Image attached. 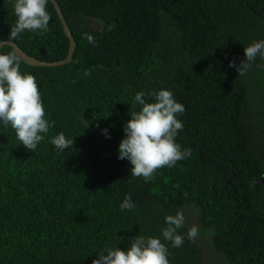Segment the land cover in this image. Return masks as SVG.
<instances>
[{
	"label": "trees",
	"instance_id": "trees-1",
	"mask_svg": "<svg viewBox=\"0 0 264 264\" xmlns=\"http://www.w3.org/2000/svg\"><path fill=\"white\" fill-rule=\"evenodd\" d=\"M56 1L75 52L54 68L18 59L55 123L34 152L0 127V264H92L139 235L160 238L169 264H264V60L243 76L229 66L264 39V0ZM13 4L0 0V43L63 61L69 40L50 1L49 30L15 39ZM161 89L184 106L175 142L191 155L148 180L132 177L117 158L123 126L139 110L136 93L151 103L147 93ZM59 133L74 139L63 152L51 144ZM126 196L136 207L121 211ZM178 214L176 248L161 230ZM192 226L211 254L189 237Z\"/></svg>",
	"mask_w": 264,
	"mask_h": 264
},
{
	"label": "clouds",
	"instance_id": "clouds-1",
	"mask_svg": "<svg viewBox=\"0 0 264 264\" xmlns=\"http://www.w3.org/2000/svg\"><path fill=\"white\" fill-rule=\"evenodd\" d=\"M48 0H14L13 10L16 16L10 36L15 39L25 31L43 34L49 30L51 19L47 11ZM89 44H94L92 35L85 34ZM257 57L264 60V39L253 41L244 47V59L235 67L239 76L251 68ZM85 76L91 72L86 71ZM146 93L135 94L133 103L139 106L138 111L131 113V119L123 126L124 138L117 149V158L127 160L130 176L142 177L148 180L154 172L162 167H173L191 155V150H181L176 137L183 130V123L178 116L184 112V106L176 101L174 94L167 89L147 93L154 102L145 99ZM54 121L45 117L38 84L33 75L20 72V62L15 53H0V127H10L17 141L26 151L34 152L38 145L48 136ZM84 129L89 122L83 118ZM98 126V125H97ZM102 134L110 139L108 129ZM74 139L66 138L64 133L52 137L51 144L58 152H63L73 146ZM121 211L136 207L131 196H126L119 205ZM167 227L161 230L164 241L179 248L184 243V237L177 230L183 224V217L167 216ZM196 229L189 232L193 237ZM131 244L125 250L119 247L101 253L92 264H169L168 249L160 238L137 236L130 240Z\"/></svg>",
	"mask_w": 264,
	"mask_h": 264
},
{
	"label": "water",
	"instance_id": "water-1",
	"mask_svg": "<svg viewBox=\"0 0 264 264\" xmlns=\"http://www.w3.org/2000/svg\"><path fill=\"white\" fill-rule=\"evenodd\" d=\"M50 3L52 4L54 10L57 13V16L62 24L63 32L65 37L69 40V49H68V55L63 61L55 62V63H44L37 61L34 58H31L27 56L22 50H20L14 43L12 42H2L0 43V49L4 46L11 47L13 53L16 54L18 59H20L23 63H25L28 66L31 67H49V68H54V67H59V66H65L68 65L72 62L73 59V54L75 52V41L70 33L69 27L62 15L61 9L57 3L56 0H49Z\"/></svg>",
	"mask_w": 264,
	"mask_h": 264
},
{
	"label": "rangeland",
	"instance_id": "rangeland-1",
	"mask_svg": "<svg viewBox=\"0 0 264 264\" xmlns=\"http://www.w3.org/2000/svg\"><path fill=\"white\" fill-rule=\"evenodd\" d=\"M193 228H194V227L192 226V229H193ZM194 238H195L196 241L198 242L200 248H203V247H204L205 250H206V252H207V254H208V253L211 254V252H210V250H209V246H207L206 244H204V242H203V238H202L201 235H195ZM204 245H205V246H204ZM206 252H205V254H206ZM210 259L212 260L213 257H210ZM212 264H214V263H212Z\"/></svg>",
	"mask_w": 264,
	"mask_h": 264
}]
</instances>
